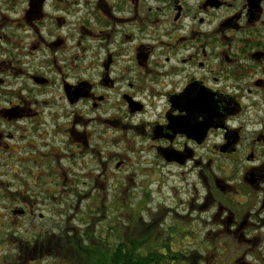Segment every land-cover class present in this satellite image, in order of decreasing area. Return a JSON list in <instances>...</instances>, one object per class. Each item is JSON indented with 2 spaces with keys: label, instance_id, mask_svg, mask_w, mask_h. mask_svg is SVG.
<instances>
[{
  "label": "flooded vegetation",
  "instance_id": "flooded-vegetation-1",
  "mask_svg": "<svg viewBox=\"0 0 264 264\" xmlns=\"http://www.w3.org/2000/svg\"><path fill=\"white\" fill-rule=\"evenodd\" d=\"M115 194L264 264V0H0V264L110 252Z\"/></svg>",
  "mask_w": 264,
  "mask_h": 264
},
{
  "label": "rangeland",
  "instance_id": "rangeland-1",
  "mask_svg": "<svg viewBox=\"0 0 264 264\" xmlns=\"http://www.w3.org/2000/svg\"><path fill=\"white\" fill-rule=\"evenodd\" d=\"M144 160L145 161L154 160L153 154L145 153L144 154ZM164 174L166 176L168 175L165 179L168 181L167 187L164 189L163 193H158V194L154 193L152 195L153 201H152V204L150 205V208H157L158 206H163L165 211H166L167 208L174 207L173 198L176 196V192L173 191L170 186H177L178 184L174 181L173 178L169 177V171H164ZM188 181L195 182L196 178H192V179L190 178V179H188ZM185 186H186L185 181H183L181 184L178 185V187H185ZM113 196H114V200H117V202H116V207L114 208V210L112 212V219H111L110 223H112V227H114L115 232L122 233L123 236L125 237V235L128 234L127 232H129L130 234H133L135 232V229L139 228L144 233V236H142V238L143 239L149 238V239H147L148 241H146V242L150 246L159 245L160 243H162L163 240L168 239V240H170L169 244L175 250L179 249L180 251H184V252H188V253L194 251V252L199 254V253H201L199 251V249H202V250L208 249V247H206V248L203 247L204 246L203 242L200 240L199 236L195 235L197 233H200V228H197L195 226V224L185 225L183 222H181V221H185V220L179 216V215H183V214H181V208H179V204L176 205V208H175L176 212H171V214L168 213L165 216L162 215L164 218H162L161 215H158L154 227L153 226L151 227L153 222L151 224H146L144 226V225H136L135 223H132L133 218L131 219L130 216H129V218H130L129 221H127L128 220L127 218H124V217L121 218L120 213L123 212L121 209V201H122L121 198L123 197V195L122 194H115ZM131 196L132 195H130V197ZM139 196L140 195H138L135 198V200H133L134 202L131 205L132 209H130V210L134 209L135 203L137 205L138 200H139V198H138ZM184 197H185V195L182 194L183 199H184ZM163 207H161L162 208L161 213H163V211H164ZM122 220H124V222H122ZM146 221H147V219H146ZM173 221L175 222L174 225L171 224V223H173ZM163 222H164V224L165 223L166 224L165 225L163 224L164 226L163 225L161 226V224ZM148 233H149V235L145 236ZM158 234H159V236L157 239V237H155V236ZM184 234H188V236H190L191 238L187 239V237H186V239H185L183 237ZM152 238H154L155 240ZM222 244L226 245V247H229L230 250H228V252H227V257L223 256L220 259V261H221V264H228L229 258L231 257V250L234 246V243L230 239H224V242H222ZM212 251H214V249ZM203 253H204V251H203ZM5 262H6V260H5ZM212 262H215V257L212 258V260L209 263L212 264Z\"/></svg>",
  "mask_w": 264,
  "mask_h": 264
},
{
  "label": "trees",
  "instance_id": "trees-1",
  "mask_svg": "<svg viewBox=\"0 0 264 264\" xmlns=\"http://www.w3.org/2000/svg\"><path fill=\"white\" fill-rule=\"evenodd\" d=\"M127 233L124 237L112 227L111 251L106 241L97 243L95 253L91 250L87 256H80L75 264H196L194 253L175 250L168 239L150 246L146 242L149 238L143 239L144 233L139 228L133 234Z\"/></svg>",
  "mask_w": 264,
  "mask_h": 264
}]
</instances>
